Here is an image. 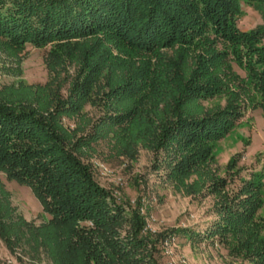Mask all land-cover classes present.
<instances>
[{"label":"trees","instance_id":"1","mask_svg":"<svg viewBox=\"0 0 264 264\" xmlns=\"http://www.w3.org/2000/svg\"><path fill=\"white\" fill-rule=\"evenodd\" d=\"M241 1L0 0L2 45H49L52 73L26 97L0 91V173L28 185L48 214L40 224L17 214L0 181L8 249L42 250L51 264H159V241L182 233L217 237L229 253L264 264L263 174L230 188L210 168L214 146L245 107L264 113V0H243L263 17L247 31L237 25ZM68 66L75 75L64 95ZM94 89L104 113L87 131H71L63 118L79 116ZM213 99L223 103L205 105ZM109 134L130 158L137 144L151 149L152 168L185 193L208 187L217 217L202 231H145L141 200L118 203L82 159V149Z\"/></svg>","mask_w":264,"mask_h":264},{"label":"rangeland","instance_id":"2","mask_svg":"<svg viewBox=\"0 0 264 264\" xmlns=\"http://www.w3.org/2000/svg\"><path fill=\"white\" fill-rule=\"evenodd\" d=\"M240 9L237 25L241 30L247 31L263 23L262 14L253 3L242 0ZM49 50V45L36 48L27 44L22 50L13 51L5 48L0 41V91L7 90L4 98H12V93L26 97L32 85H44L49 81L52 75L46 65ZM233 67L244 77L240 67L235 63ZM66 73L67 78H64L65 73L61 75L66 80L61 88L64 95L68 90V79L75 75V68L68 66ZM95 92L96 89L79 116L63 118V124L71 131L78 126L85 127L87 131L104 113L101 96ZM218 103H223V100H209L205 105ZM115 148L109 134L107 138L94 143L93 147L82 149V159L91 163L95 179L111 192L118 203L131 207L141 200L145 231L158 233L181 228L202 231L217 217L213 209L218 196L210 194L208 187L187 194L173 182L167 181L163 170L152 168L155 159L151 149L137 144L133 153H130L133 158H130L126 153L119 154ZM214 155L215 161L210 165L212 173L217 178L227 180L230 188L239 184L241 179H251L255 173L263 174L261 181L264 183L262 109L245 107L241 121L214 146ZM232 159H235V163L229 166ZM0 181L9 192L11 205L17 214L35 224L48 218L28 185L8 179L3 173H0ZM262 199L263 204L257 216L264 218V190ZM157 247L159 250L155 257L159 264H249L242 257L229 253L217 237L194 241L182 233H175L159 241ZM0 264L51 263L42 250L34 252L25 245L10 250L0 239Z\"/></svg>","mask_w":264,"mask_h":264},{"label":"built area","instance_id":"3","mask_svg":"<svg viewBox=\"0 0 264 264\" xmlns=\"http://www.w3.org/2000/svg\"><path fill=\"white\" fill-rule=\"evenodd\" d=\"M141 212H142V209H141Z\"/></svg>","mask_w":264,"mask_h":264}]
</instances>
